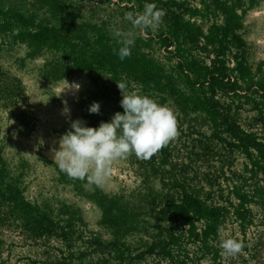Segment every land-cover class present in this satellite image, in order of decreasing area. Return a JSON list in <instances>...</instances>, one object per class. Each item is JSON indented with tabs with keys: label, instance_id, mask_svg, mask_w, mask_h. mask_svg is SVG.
Segmentation results:
<instances>
[{
	"label": "rangeland",
	"instance_id": "obj_1",
	"mask_svg": "<svg viewBox=\"0 0 264 264\" xmlns=\"http://www.w3.org/2000/svg\"><path fill=\"white\" fill-rule=\"evenodd\" d=\"M221 1L0 0V264H170L158 243L166 241L164 229L183 223L167 210L183 192L218 208L223 234L245 245L225 258L217 237L218 264H264V159L230 146L223 127L198 106L208 90L195 85L194 74L215 58ZM145 3L166 10L163 24L139 34L126 58L150 67L158 80L146 85L140 71L94 57L113 53L118 45L110 26L129 29L125 13L142 11ZM237 15L250 74L239 78L240 54L228 41L222 59L238 87L229 94L217 90L214 99L244 131L264 138V94L255 86L264 87V0H241ZM18 18L29 26L16 24ZM36 27L66 42L13 40ZM122 76L130 91L173 109L179 138L150 160L132 155L114 162L100 187L69 179L51 150L71 121L96 128L123 113L115 83ZM93 102L99 114L88 112ZM170 248L178 260L191 259L187 264H214L197 245Z\"/></svg>",
	"mask_w": 264,
	"mask_h": 264
},
{
	"label": "clouds",
	"instance_id": "obj_2",
	"mask_svg": "<svg viewBox=\"0 0 264 264\" xmlns=\"http://www.w3.org/2000/svg\"><path fill=\"white\" fill-rule=\"evenodd\" d=\"M165 16L166 10L154 3H145L142 11L125 13L129 29L110 26L111 36L118 45L113 48V53L121 61L130 57L136 37L157 30ZM115 83L121 95L119 106L123 113H114L109 122L101 121L96 128L85 126L79 119L71 121L70 129L57 141L58 148L51 150V158L59 172L69 179L100 187L112 175L114 162L132 155L150 160L180 136L172 108L147 95L130 91L126 77L122 76ZM67 85L68 89L79 91L78 84ZM99 109V103L93 102L88 112L99 114ZM217 242L225 258H235L245 247L242 241L225 236L223 229H218Z\"/></svg>",
	"mask_w": 264,
	"mask_h": 264
},
{
	"label": "trees",
	"instance_id": "obj_3",
	"mask_svg": "<svg viewBox=\"0 0 264 264\" xmlns=\"http://www.w3.org/2000/svg\"><path fill=\"white\" fill-rule=\"evenodd\" d=\"M241 6V0H222L218 4L219 10L224 15L223 25L218 28L215 35L216 46L214 54L215 58L211 61V65L207 67L198 68L195 76H198L195 85H202L206 87L208 93L203 92L204 97L199 100V108L216 120L220 126L223 127L224 132L232 139L229 145L239 149L247 156H252V153L259 159H264V138L259 137L255 133L244 131L228 114L220 110L218 102L214 99L217 90L223 91L225 94L230 92L235 93V88L238 87L237 79L230 81L229 69L224 62L223 55L226 49V43L231 41L240 56L236 61L235 71L238 73L240 79H245L249 76V70L243 63L245 45L241 37L237 34L240 29L241 22L237 15V9ZM16 24L19 26H29V22L18 18ZM4 28L0 25V29ZM31 28V26L29 27ZM180 28H186L185 25H180ZM180 28L177 29L180 32ZM13 40L24 42L25 40L37 44H58L60 37L53 31H47L44 28L36 27L32 33L19 32L14 36ZM60 42L61 44L65 43ZM72 54L75 53L72 51ZM102 55L99 62L108 63L110 66H115L121 69H130L135 72L140 71L138 76L139 81L146 85L150 80L157 81V77L152 74L150 67L144 60H128L121 61L114 53L96 52L94 54L95 60L97 56ZM86 68V67H84ZM256 90L264 94V87L261 83H255ZM208 94V95H207ZM170 216L180 219L182 225L170 226L168 229H162L158 225V230L165 232L166 241L159 242L162 256L167 258L170 264H187V259L178 260L173 256L170 246L181 244L184 241L197 245L201 256H207L214 264L217 263L219 256L218 249L213 242L218 237V229H220V210L214 207H206L199 199L193 195L183 192L180 199L176 203L167 206ZM166 211H160V214H165ZM201 223V228H197L196 224ZM150 248L147 252H151ZM191 261V259H190ZM189 261V262H190Z\"/></svg>",
	"mask_w": 264,
	"mask_h": 264
}]
</instances>
